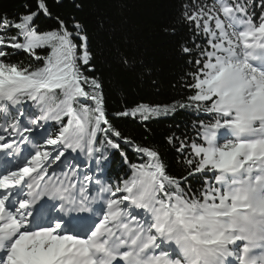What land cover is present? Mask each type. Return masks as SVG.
I'll return each mask as SVG.
<instances>
[{
  "label": "snow or ice",
  "instance_id": "1",
  "mask_svg": "<svg viewBox=\"0 0 264 264\" xmlns=\"http://www.w3.org/2000/svg\"><path fill=\"white\" fill-rule=\"evenodd\" d=\"M24 8L0 13V264H264V0H190L191 95L116 114H202L194 137L167 138L179 177L155 148L134 145L138 162L121 149L83 25L41 31L47 0ZM20 52L40 63L9 59ZM109 149L127 167L116 183Z\"/></svg>",
  "mask_w": 264,
  "mask_h": 264
},
{
  "label": "trees",
  "instance_id": "2",
  "mask_svg": "<svg viewBox=\"0 0 264 264\" xmlns=\"http://www.w3.org/2000/svg\"><path fill=\"white\" fill-rule=\"evenodd\" d=\"M36 0H0V13L10 18L25 11L24 5L35 7ZM53 18L40 16L36 23L41 31L57 27L58 16L69 25L79 21L88 36V44L95 70L88 73L100 79L103 85L104 106L110 122L131 143H121V149L130 162H138L134 145L155 148L173 176L186 174L177 152L179 141L168 143V137H194L193 123L202 114L191 109H178L166 115H154L149 120L139 116H117L137 105L163 106L182 101L191 95L184 87L193 71L190 60L195 56L184 54L181 46L192 47V33L181 21L183 6L190 0H47ZM80 4L78 9L75 5ZM14 34V33H11ZM199 42V41H197ZM41 56L45 50H37ZM128 64L125 65L123 59ZM12 62H23L37 67L40 62L24 52L9 57ZM55 134L58 125L50 124ZM49 127V126H48ZM103 178L116 183L127 172L118 150H108ZM94 168V165H93ZM91 171V169H86ZM194 188L200 184L193 177Z\"/></svg>",
  "mask_w": 264,
  "mask_h": 264
},
{
  "label": "rangeland",
  "instance_id": "3",
  "mask_svg": "<svg viewBox=\"0 0 264 264\" xmlns=\"http://www.w3.org/2000/svg\"><path fill=\"white\" fill-rule=\"evenodd\" d=\"M0 134H2V133H0ZM90 170V169H89Z\"/></svg>",
  "mask_w": 264,
  "mask_h": 264
}]
</instances>
